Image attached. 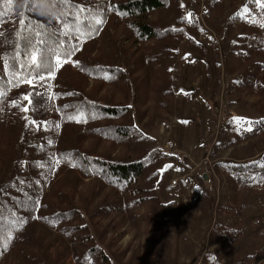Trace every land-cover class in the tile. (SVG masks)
Returning a JSON list of instances; mask_svg holds the SVG:
<instances>
[{"label":"trees","instance_id":"trees-1","mask_svg":"<svg viewBox=\"0 0 264 264\" xmlns=\"http://www.w3.org/2000/svg\"><path fill=\"white\" fill-rule=\"evenodd\" d=\"M71 2L85 5V15L87 10H91L92 15L87 16V19L81 16L80 22L76 24L79 32L68 36L60 34L64 25L59 17L67 15L66 8L51 7L49 15L48 12L31 8L32 0H21L19 4H9L8 0L0 2V10H8L5 22L0 24V90L6 93L0 97V128L7 133L12 147L16 148L14 157L9 160L6 156L3 158L2 167L5 170L4 182L0 184V264L14 252L20 264H64L66 255H71L74 264H113L97 243L102 242L106 231L94 230L91 225L93 220H98L100 226L101 220L121 212L130 219L138 217L148 220V214L135 216L132 212L146 205L155 209L160 203L156 194V189L162 185L158 170L165 156L152 145L150 138L137 129L133 121V110L136 109L141 115L146 114L152 94H156L157 108L168 107L169 101L164 98L171 94L170 71L161 68L163 60L159 58V52L161 49L170 51L173 42L167 41L165 44L166 39L168 36L175 37L177 30L170 26L161 28L158 23L150 21V17L177 5L179 1ZM259 14L264 19V9L260 8ZM11 15L15 17L14 28L7 26ZM21 18L30 19L32 25L39 23L50 26L45 37L48 44L41 46L42 54H37L46 64L56 63L52 49L66 52L72 45L77 46L76 51L66 61L62 59L57 66L50 87L32 86L30 89L32 94H46L36 96L32 102L34 120L39 126V130L32 135L28 133L30 127L23 122L22 117L24 96L27 94L25 87L29 83H17V79L27 76L30 69L21 71L17 68L16 79L11 70L5 69L6 59L9 65L16 63L13 60L16 52L20 53V63L30 60L29 54L24 52L25 41L18 35ZM237 18L242 25L248 24L245 18ZM97 19L103 22L97 24ZM179 19L186 21V17ZM110 25H126L129 39L140 45L151 42H164L165 45L153 46L158 52L151 54L152 57H146L140 49L132 51L121 47L118 41L110 43L107 39L105 49L112 55L100 53V56L91 60L83 54V47L89 45L87 48H90V54L94 53L97 42ZM260 26V31L264 32V22ZM76 36L78 39L74 38ZM58 38L65 42L63 49L56 46ZM260 41L252 38V45L247 51L240 52L246 60L254 52L262 51ZM254 65L256 67L247 69V78L239 82L242 91L258 86V81L264 82L263 76L257 79L259 70L256 69L264 68V64ZM31 71L35 75L36 70ZM156 72L166 78L158 88L155 82L157 77L152 78ZM44 75L47 76L46 71ZM70 76H83L85 87L94 81L98 88L93 94L84 92L70 81ZM261 87L264 91V83ZM105 88L124 93L126 102L116 103L106 96L97 99V94ZM132 95L133 100L130 102ZM263 132L264 119L254 121L252 131L246 132L239 141L245 142ZM125 147L134 155L119 157L113 154V150ZM263 159L264 153L251 162L221 161L217 171L223 168L229 177L228 186L235 187L237 197L240 190L248 188L257 177L264 178ZM64 171H74L82 182L96 180L98 195L107 189L111 194L105 193L104 201L92 212L83 209L82 194L76 186L60 193L58 203L47 202L50 180ZM149 220L158 221L154 217ZM56 236L62 240V249L59 251L58 248L56 257H50L51 249L59 247ZM242 238L243 233L237 231L228 240L236 244ZM252 258L249 256L237 264H249ZM207 262L208 255L201 264Z\"/></svg>","mask_w":264,"mask_h":264},{"label":"rangeland","instance_id":"rangeland-1","mask_svg":"<svg viewBox=\"0 0 264 264\" xmlns=\"http://www.w3.org/2000/svg\"><path fill=\"white\" fill-rule=\"evenodd\" d=\"M178 1L177 5L150 17L161 28L170 26L177 30L175 37L166 39L165 44L173 42L170 51L159 52L163 60L161 68L170 71L171 94L164 98L169 101L168 107L157 108L156 94H152L146 114L133 110L137 129L165 156L158 170L162 185L156 194L160 203L155 209L146 205L132 212L135 216L148 214V220L130 219L121 212L101 220L100 226L98 220H93L91 225L96 231H106L102 242L97 243L113 264H201L206 255L208 264H237L249 256L253 257L249 264H264V178L257 177L235 197L237 192L234 186H228L226 172L223 168L217 171L221 161L251 162L264 153V132L241 142L239 138L248 132V125L241 126L233 120L247 118L254 123L264 119L263 80L249 90L242 91L239 85L247 78L249 67L264 64V32L260 31L264 19L259 14L260 7L251 0ZM245 7L249 10L247 13ZM184 16L186 21L179 19ZM237 17L245 18L248 24L242 25ZM8 23V27L16 26L13 15ZM108 27L94 53L90 54L89 45L83 47V54L91 60L100 53L112 55L105 49L107 39L110 43L118 41L121 47L132 51L140 49L146 57L158 52L157 45H165L164 42L140 45L129 39L126 25ZM252 38L261 39L262 51L254 52L246 60L240 52L247 51ZM256 69L259 80L264 77V68ZM70 77L84 92L93 94L98 88L94 81L85 87L83 76ZM156 77L158 88L166 78L157 72L152 78ZM54 78L35 84L50 87ZM32 86L25 87L27 94ZM104 96L116 103L126 102L124 93L113 88L100 90L97 99ZM24 100L28 111L22 110L23 122L30 127L28 133L32 135L39 126L32 123L35 121L32 104ZM18 131L22 134L20 128ZM6 135L0 128V184L4 182L3 158L14 157L16 150ZM113 154L134 155L128 147L113 150ZM174 181L178 182L177 186L172 185ZM74 186L82 194L83 209L90 212L101 205L105 193L111 194L107 189L98 195L96 180L82 182L74 171H64L50 180L47 202L58 203L60 193ZM153 217L158 221L149 220ZM237 231L243 233V238L236 244L231 243L228 238ZM56 240L59 247L51 249L50 257H56L58 248L62 249L61 238L56 236ZM66 256L63 263L74 264L71 255ZM1 264L20 262L14 252Z\"/></svg>","mask_w":264,"mask_h":264},{"label":"snow or ice","instance_id":"snow-or-ice-1","mask_svg":"<svg viewBox=\"0 0 264 264\" xmlns=\"http://www.w3.org/2000/svg\"><path fill=\"white\" fill-rule=\"evenodd\" d=\"M2 2V0H0ZM21 0H8L9 4H19ZM252 3L256 4L258 7L264 9V0H251ZM30 7L33 8L36 11L41 12H48L49 15H51V7H58V8H66L67 9V15L62 14L59 17V20L63 22L64 30L61 31L60 34L68 36V35H74L75 32H79V29L76 28V24L80 22L81 16H84L85 19H87V16H91L92 12L91 10H87L86 13V6L85 5H77L75 3H72L71 0H32V3L30 4ZM244 11L247 13L249 10L247 7H245ZM8 14V10H0V24H3L5 22L4 17ZM98 15V13H97ZM191 16V13H189V17ZM102 20L97 19L96 23L100 24L102 23ZM191 22V21H189ZM50 26L41 25L39 23L32 25L30 19L21 18L19 21V31L18 35L25 41L24 43V52L28 53L30 56V60L20 63L19 57L20 53L16 52L13 56V60L16 61L13 65H9L7 63V59L5 60V69L11 70L13 78L16 79L18 74L16 69L19 68L21 71L24 69H30L27 76H24L22 79H17V83L20 82H26L33 87H37V85L34 83V81H45L46 79H50L55 71L61 60H67L68 57L72 55L74 51H76L77 46L72 45L70 49H68L66 52H58L55 49H52L54 52V58L56 63H45L42 58L38 57V53L42 54V47L41 46H47L48 40L45 38L48 35V29ZM55 34V33H53ZM83 35V33H80ZM2 35V33H0ZM78 39V36L74 37ZM57 48L63 49L65 42L63 40H60L59 38L55 42ZM31 69H35V75H33ZM47 72V76L44 75V72ZM6 93L2 90H0V97H4ZM38 95H46L43 93L36 92L35 94L29 93L24 96V99L29 101V104H32L33 100ZM31 97V99H29ZM48 99H51V97H47ZM15 103V102H14ZM23 111H28L27 107H24L22 109ZM72 119L73 117H69ZM233 120L241 124L243 126V123H247V131H252V121L248 120L247 118H233ZM79 122V121H77ZM32 123H35L33 121Z\"/></svg>","mask_w":264,"mask_h":264},{"label":"built area","instance_id":"built-area-1","mask_svg":"<svg viewBox=\"0 0 264 264\" xmlns=\"http://www.w3.org/2000/svg\"><path fill=\"white\" fill-rule=\"evenodd\" d=\"M172 185L173 186H177L178 185V182L177 181H174V182H172Z\"/></svg>","mask_w":264,"mask_h":264}]
</instances>
